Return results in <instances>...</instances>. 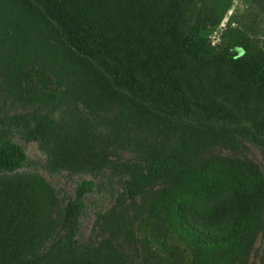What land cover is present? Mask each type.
<instances>
[{
    "label": "trees",
    "instance_id": "obj_1",
    "mask_svg": "<svg viewBox=\"0 0 264 264\" xmlns=\"http://www.w3.org/2000/svg\"><path fill=\"white\" fill-rule=\"evenodd\" d=\"M243 1L264 13V0ZM231 2L0 0L1 83L31 100L23 126L53 149L73 141L85 169L127 177L120 206L81 242L94 182L57 203L18 172L26 155L0 134V264H264V241L250 258L264 234V113L220 120L226 105L179 88L188 61L226 65L263 90L264 52L244 30L229 22L226 42L210 44ZM166 86L183 106L157 97ZM246 144L261 164L237 153Z\"/></svg>",
    "mask_w": 264,
    "mask_h": 264
},
{
    "label": "rangeland",
    "instance_id": "obj_2",
    "mask_svg": "<svg viewBox=\"0 0 264 264\" xmlns=\"http://www.w3.org/2000/svg\"><path fill=\"white\" fill-rule=\"evenodd\" d=\"M229 22L231 27L238 26L244 30L252 44L264 52V13H257L243 0H232L223 18L209 35L211 45L221 41L226 42L224 31ZM229 41L234 50L241 51V47L235 38H229ZM246 80L245 77L239 76L226 65L219 67L202 66L197 62L185 61V70L180 78L179 88L206 92L226 105L229 113L226 116L220 114V120L238 119L240 122L249 123L264 113V88L261 90L259 84L254 81H249L246 84ZM1 81L0 77V118L2 117L0 134H7L13 142L18 144L25 153L27 160L18 172L23 176H28L31 182L32 179H37L38 182L36 183L45 186L59 204H64L68 198L74 196L75 186L81 180L90 179L94 182L93 190L85 195L84 208L79 219L77 233L79 241H87L93 235L98 216L105 214L114 205L120 206L118 197L120 193L125 192L126 175L111 172L109 167L85 169L81 164L82 160L78 148L73 141L67 140L66 144L56 145L53 149L54 146L50 141L48 142L47 137L30 135L23 126V120L26 113L32 108L31 100L20 97V94L5 92ZM166 89L167 93L165 92ZM171 89L173 88L169 86L162 88L157 97L161 101L170 97L176 106H183L178 103ZM171 104L174 106L173 103ZM46 131L51 132L49 129ZM237 153L246 155V157L261 164V154L258 148L251 144L239 148ZM122 156L124 158L130 157V153L124 152ZM135 201L139 202V198H135ZM125 204L128 208V204H130L128 197ZM104 235H107V232L99 231L96 239H101ZM263 241L264 234H258L254 243V250L250 256L256 262V253L260 250Z\"/></svg>",
    "mask_w": 264,
    "mask_h": 264
}]
</instances>
